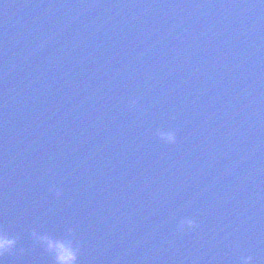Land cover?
Masks as SVG:
<instances>
[{"label": "water", "instance_id": "obj_1", "mask_svg": "<svg viewBox=\"0 0 264 264\" xmlns=\"http://www.w3.org/2000/svg\"><path fill=\"white\" fill-rule=\"evenodd\" d=\"M0 234L2 264H264V0H0Z\"/></svg>", "mask_w": 264, "mask_h": 264}, {"label": "clouds", "instance_id": "obj_2", "mask_svg": "<svg viewBox=\"0 0 264 264\" xmlns=\"http://www.w3.org/2000/svg\"><path fill=\"white\" fill-rule=\"evenodd\" d=\"M159 136L160 139L167 144L175 143V135L171 132H161ZM191 226V220H183L179 225L181 229ZM14 244V240L9 239L3 234H0V264H2V258L10 252ZM50 248H54L55 251V264H75L76 256L74 251L70 247L64 244H57L55 246L50 245ZM250 261L251 257L246 256L241 259V264H250Z\"/></svg>", "mask_w": 264, "mask_h": 264}]
</instances>
